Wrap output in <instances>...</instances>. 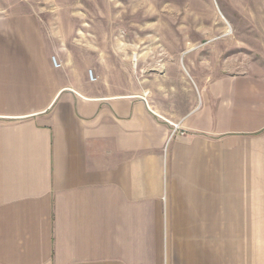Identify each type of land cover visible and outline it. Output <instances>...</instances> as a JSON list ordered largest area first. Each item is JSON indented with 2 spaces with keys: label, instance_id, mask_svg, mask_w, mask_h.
<instances>
[{
  "label": "crops",
  "instance_id": "0c3cea01",
  "mask_svg": "<svg viewBox=\"0 0 264 264\" xmlns=\"http://www.w3.org/2000/svg\"><path fill=\"white\" fill-rule=\"evenodd\" d=\"M60 59L0 15V264H264V63L111 93Z\"/></svg>",
  "mask_w": 264,
  "mask_h": 264
},
{
  "label": "rangeland",
  "instance_id": "374dc122",
  "mask_svg": "<svg viewBox=\"0 0 264 264\" xmlns=\"http://www.w3.org/2000/svg\"><path fill=\"white\" fill-rule=\"evenodd\" d=\"M2 14L36 16L62 63L111 93L153 76L173 85L186 63L207 71L216 56L264 63V0H0Z\"/></svg>",
  "mask_w": 264,
  "mask_h": 264
},
{
  "label": "built area",
  "instance_id": "2783aa9c",
  "mask_svg": "<svg viewBox=\"0 0 264 264\" xmlns=\"http://www.w3.org/2000/svg\"><path fill=\"white\" fill-rule=\"evenodd\" d=\"M52 63L55 67H60L61 64L59 62H57L56 58L53 56L52 57ZM88 76L90 78L91 81H95L96 79L93 77L91 70L88 72ZM172 125V130L170 132L169 135V139L172 138L173 136H175L176 134L183 136L185 134V132L183 130L180 129L179 127V123H171Z\"/></svg>",
  "mask_w": 264,
  "mask_h": 264
}]
</instances>
